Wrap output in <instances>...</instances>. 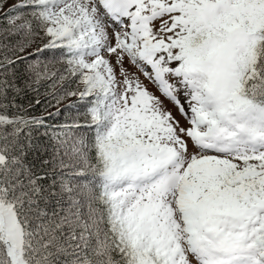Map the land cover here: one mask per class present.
Wrapping results in <instances>:
<instances>
[{
    "label": "snow or ice",
    "instance_id": "snow-or-ice-1",
    "mask_svg": "<svg viewBox=\"0 0 264 264\" xmlns=\"http://www.w3.org/2000/svg\"><path fill=\"white\" fill-rule=\"evenodd\" d=\"M0 264H264V0H0Z\"/></svg>",
    "mask_w": 264,
    "mask_h": 264
}]
</instances>
